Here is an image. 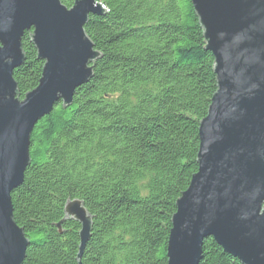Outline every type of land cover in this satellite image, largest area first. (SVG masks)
Here are the masks:
<instances>
[{"label":"trees","instance_id":"trees-1","mask_svg":"<svg viewBox=\"0 0 264 264\" xmlns=\"http://www.w3.org/2000/svg\"><path fill=\"white\" fill-rule=\"evenodd\" d=\"M96 1L106 12L84 26L101 55L93 76L70 107L59 102L36 123L11 194L29 240L23 264H167L176 201L197 172L199 123L217 82L190 0ZM29 34L13 73L20 100L43 67ZM72 200L92 218L80 260V225L64 214ZM202 256L199 264H241L212 239Z\"/></svg>","mask_w":264,"mask_h":264},{"label":"water","instance_id":"water-1","mask_svg":"<svg viewBox=\"0 0 264 264\" xmlns=\"http://www.w3.org/2000/svg\"><path fill=\"white\" fill-rule=\"evenodd\" d=\"M214 59L217 91L199 123L197 172L176 201L167 264H199L212 239L241 264H264V0H190ZM106 11L96 0H0V264H23L29 240L13 220L11 194L30 164L36 123L90 81L101 57L84 26ZM43 61L37 87L20 100L14 70L22 38ZM65 219L80 225L79 254L92 218L79 200ZM60 230L61 223L56 225Z\"/></svg>","mask_w":264,"mask_h":264},{"label":"bare ground","instance_id":"bare-ground-1","mask_svg":"<svg viewBox=\"0 0 264 264\" xmlns=\"http://www.w3.org/2000/svg\"><path fill=\"white\" fill-rule=\"evenodd\" d=\"M72 7V6H71ZM103 7V6H102ZM103 9H104V7H103ZM105 10V9H104ZM30 33V32H29ZM36 51V50H35ZM36 55H37V53H36ZM37 59V58H36ZM24 63V62H23ZM43 64H44V62H43ZM23 65V64H22ZM22 65H20V67L22 66ZM19 68V67H18ZM17 69V68H16ZM34 90V89H33ZM31 92V91H30ZM43 118V117H42ZM80 231V230H79Z\"/></svg>","mask_w":264,"mask_h":264}]
</instances>
